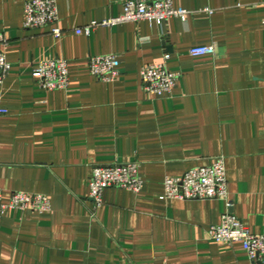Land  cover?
Instances as JSON below:
<instances>
[{
  "label": "crops",
  "instance_id": "obj_1",
  "mask_svg": "<svg viewBox=\"0 0 264 264\" xmlns=\"http://www.w3.org/2000/svg\"><path fill=\"white\" fill-rule=\"evenodd\" d=\"M26 1L0 0L11 64L0 84V190L4 202L13 191L45 194L51 209L0 218V264H250L241 243L208 237L223 200L167 198L164 179L226 156L231 210L264 235V0H173L186 21L96 25L90 35L76 29L119 16L122 0H56L60 38L24 27ZM205 45L215 54L191 55ZM110 53L121 74L106 82L89 63ZM166 54L181 76L157 96L141 69ZM49 58L67 60V88L45 91L33 76ZM134 160L141 190L107 188L94 210L93 167Z\"/></svg>",
  "mask_w": 264,
  "mask_h": 264
},
{
  "label": "built area",
  "instance_id": "obj_2",
  "mask_svg": "<svg viewBox=\"0 0 264 264\" xmlns=\"http://www.w3.org/2000/svg\"><path fill=\"white\" fill-rule=\"evenodd\" d=\"M123 12L116 17L93 22L90 25L77 28V33L90 35L96 25H114L122 22L147 20L162 25L170 17L187 20L189 10L176 7L173 0H122ZM207 11H211L209 8ZM59 16L56 0H28L24 5L25 28L40 29L51 26L52 34L60 38L63 28L59 26ZM8 39L0 35V84L11 70L4 46ZM214 45L194 46L190 49L193 56L215 54ZM164 62L149 64L141 69V78L147 92L164 96L171 94L181 76L180 72L168 69ZM121 60L117 54L94 55L90 58V72L102 81L117 79ZM33 76L39 81L45 91L65 89L70 84L68 62L64 58H49L41 61L33 71ZM140 164L137 161L97 164L93 167L89 182L90 197L96 210L104 204L103 194L107 188H122L139 191L143 187L140 176ZM164 190L167 198L180 200L220 199L225 202L226 210L221 215L220 222L208 228V237L218 242L242 244L247 252L250 264H264V235L253 233L231 210L233 202L230 198L226 169V156L220 155L213 159L210 165L189 169L180 177L167 176L164 179ZM79 200L86 205L81 198ZM10 209L45 212L51 209V201L45 194L13 191L8 202L2 199L0 190V218Z\"/></svg>",
  "mask_w": 264,
  "mask_h": 264
}]
</instances>
